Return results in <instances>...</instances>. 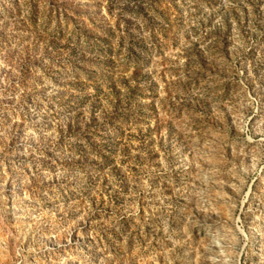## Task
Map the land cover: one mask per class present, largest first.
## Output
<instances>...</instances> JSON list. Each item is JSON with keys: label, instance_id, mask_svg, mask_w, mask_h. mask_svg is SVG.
<instances>
[{"label": "rangeland", "instance_id": "374dc122", "mask_svg": "<svg viewBox=\"0 0 264 264\" xmlns=\"http://www.w3.org/2000/svg\"><path fill=\"white\" fill-rule=\"evenodd\" d=\"M0 264H264V0H0Z\"/></svg>", "mask_w": 264, "mask_h": 264}]
</instances>
